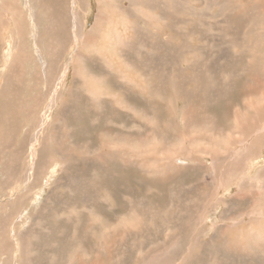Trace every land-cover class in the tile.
<instances>
[{
    "label": "rangeland",
    "instance_id": "obj_1",
    "mask_svg": "<svg viewBox=\"0 0 264 264\" xmlns=\"http://www.w3.org/2000/svg\"><path fill=\"white\" fill-rule=\"evenodd\" d=\"M82 1L87 21L83 37L92 39L77 48L74 40H62L71 34L69 23L66 31L53 33L55 39L49 40L48 24L55 16L47 19L40 0H0L5 27L0 24V49L4 41L8 45L0 60L4 55L15 59L12 65L0 63V264H33L28 259L34 256L37 264H264L263 130L252 133L239 122L235 132L226 135L235 108L253 96L242 91L247 83L264 92V72L246 68L255 51L264 50V0H229L250 8L251 13L239 14L221 13L218 0H198L196 8L195 3L183 7L184 0H178V13L159 7L116 22V27L107 25L108 39L91 33L97 0ZM135 1L122 0L123 7L132 13ZM206 4L215 9L207 11ZM139 22L151 26L153 37L163 39L149 38L147 30L131 33ZM253 24L260 32L257 37ZM117 33L126 40L115 39ZM16 45L20 49L13 57ZM56 50L61 64H70L61 85V67L55 62L59 58L51 56ZM256 56L264 62V53ZM90 87L96 88L93 97ZM52 97L56 103L45 108ZM44 108L42 118L48 114V123L33 146ZM262 113L264 100L254 104L252 118ZM238 130L241 137L252 139L243 143L254 141L257 148L242 167L226 175L228 161L211 152L219 146L216 152L222 153L223 142L234 143ZM32 147L35 168L27 172ZM246 185L251 188L246 190Z\"/></svg>",
    "mask_w": 264,
    "mask_h": 264
},
{
    "label": "bare ground",
    "instance_id": "obj_2",
    "mask_svg": "<svg viewBox=\"0 0 264 264\" xmlns=\"http://www.w3.org/2000/svg\"><path fill=\"white\" fill-rule=\"evenodd\" d=\"M5 1V0H4ZM28 1H31V0H28ZM42 3H43V5L47 8V11H46V16H47V19L48 18H50V17H53V16H55L54 18H53V20H52V22H50L48 25H49V27H50V29L52 30V32L50 33V35H51V39H49V40H54L55 38H52V36H53V33H55V32H64V28H65V31H66V28H67V26L68 25H66V24H68L69 23V25H71V28L69 27V32L71 33L70 35H68V36H66L64 39H62V40H74L75 41V43H76V47L78 48V46L80 45V42H82L83 44H87L88 42H90V40L92 39H89V37H83V35H84V31H85V25L87 24L86 22V15H84V14H82V3H83V1L82 0H70V4L69 3H64L66 0H40ZM85 2H87L88 3V0H84ZM116 1L117 0H97L96 1V5H97V10H96V13H95V21L93 22V24H94V27H93V30L91 31V33L92 34H94V36H95V38H97L98 39V37H102V38H104V39H108L109 38V36H110V33H108V31H107V28H106V26L108 25V27L109 26H111V25H113L114 23H116V22H120V23H122V22H124L125 20H129V18L132 16L133 18L135 17V16H141V15H145V13H146V11H150L151 13L153 12L154 13V11H155V9H158L159 7L161 8V9H163V7H166L165 9L167 10V11H172V12H175V13H178L177 12V10H176V5L177 4H179L178 3V0H167L168 2L166 3V5H164V4H162L164 1H160V0H147V2H146V0H136L135 2H132V4H135V6H134V8H135V11L133 10V12L132 13H130L129 12V9H128V7H126V9L123 7V5H124V2H122V0H119V2H118V5L116 4ZM192 0H184V2H183V4L181 5V6H183L184 7V5L185 6H191V4H193V3H195V7L194 8H196V3H197V1L198 0H193L192 2H191ZM211 1V0H210ZM231 1V0H230ZM90 2V1H89ZM203 2V1H202ZM202 2H201V4H202ZM8 3V2H7ZM32 3V2H31ZM38 1H35V3L33 4V6H36L37 7V5H38ZM206 3V2H205ZM204 2H203V4H205ZM211 3H212V1H211ZM210 3V4H211ZM208 5V4H206V5H204V8L208 11H212V10H214L215 8H214V6H211V5ZM233 4V3H232ZM89 5V4H88ZM91 5V4H90ZM180 5V4H179ZM216 6L218 7V9H221V13H223V12H226V11H229V12H233L234 14H239L240 12L242 13H245V11H247L246 13H249L250 12V8L246 5V4H242V3H239V4H235V5H231L230 4V2H229V0H222L221 1V3L219 2V0H218V2H217V4H216ZM28 7H29V5H28ZM89 7V6H88ZM118 7V8H117ZM246 8V9H245ZM9 9V8H8ZM7 9V10H8ZM178 9V8H177ZM188 9H189V7H188ZM198 9V8H197ZM10 10L12 11V7H10ZM85 10V9H84ZM205 10V11H206ZM121 12L122 14H123V16H119L118 18H117V16H116V14L118 13V12ZM166 11V12H167ZM186 11V10H185ZM251 13V12H250ZM174 14V13H173ZM33 16H34V14H32ZM57 15H59V16H61L62 18H63V20H64V25L58 20V16ZM155 16V18H157L158 17V15L157 14H154ZM205 15V14H204ZM245 15V14H244ZM248 15V14H247ZM2 15L0 14V24H2V26L4 27V23H3V20H2V17H1ZM153 16V15H152ZM176 16V15H175ZM189 16H190V14H189ZM218 16V15H217ZM246 16V15H245ZM263 17H264V15H262ZM145 17V16H144ZM154 17H153V19H154ZM208 17V16H207ZM230 17V16H229ZM146 18V17H145ZM150 18V17H149ZM162 18H164V17H162ZM220 18V17H219ZM245 18V17H244ZM46 19V20H47ZM182 19V18H181ZM248 19V18H247ZM263 19V18H262ZM35 20V19H34ZM131 20V19H130ZM136 20H139L138 18H136ZM159 20H164V19H159ZM158 20V21H159ZM167 20V19H166ZM223 19H220V21H222ZM227 20V19H226ZM36 21V20H35ZM38 21V20H37ZM132 21V20H131ZM155 21V20H154ZM203 21H205V18L203 19ZM207 22H208V20H206ZM214 21V20H213ZM172 22V21H171ZM176 22V21H175ZM34 23V22H33ZM71 23V24H70ZM119 23V24H120ZM157 23V22H156ZM160 23V22H159ZM167 23V22H166ZM173 23V22H172ZM164 24V23H163ZM178 24V23H177ZM124 25V24H123ZM157 25V24H156ZM174 25H175V23H174ZM90 26H93V25H90ZM113 26H115V25H113ZM113 26H111V27H113ZM128 27H130V25H127ZM200 26H202V25H200ZM251 26V25H250ZM257 25H255V24H253V29H255V35H256V37L257 36H259V33L260 32H257L258 31V28L256 27ZM116 27V26H115ZM151 26H149V25H146V26H143L142 24H140V22H139V26L138 27H136V28H134V29H132L131 30V33H133V34H138L139 35V32H143L142 30H147L148 32H149V35H150V37L149 38H152L153 36H152V34L150 33V28ZM166 27V26H165ZM182 27V26H181ZM5 28V27H4ZM35 28V27H34ZM48 28V27H47ZM90 28V27H89ZM152 28H155V29H157L155 26H152ZM238 28V27H237ZM116 29V28H115ZM125 29V28H124ZM123 29V30H124ZM127 29V28H126ZM180 29V28H179ZM234 29V28H233ZM48 30H49V28H48ZM113 30V29H112ZM121 30H122V28H121ZM159 30H161V29H159ZM166 30V29H165ZM203 30H205V29H203ZM89 31V30H88ZM177 31V30H176ZM113 32V31H112ZM127 32V31H126ZM204 32V31H203ZM232 32V31H231ZM235 32V31H234ZM257 32V33H256ZM264 32V31H263ZM144 33V32H143ZM180 33H181V30H180ZM179 33V34H180ZM200 33H201V31H200ZM236 33V32H235ZM88 34H90V33H88ZM142 34V33H141ZM145 34V33H144ZM163 34V33H162ZM161 34V35H162ZM170 34V33H169ZM203 34V33H202ZM238 34V33H237ZM244 34V33H243ZM248 34V33H247ZM165 35H166V32H165ZM172 35V34H171ZM72 36H73V39H72ZM87 36V35H86ZM135 36H137V35H135ZM144 35L142 34V36H141V38L143 37ZM163 36V35H162ZM162 36L160 37V39L162 40L163 38H162ZM178 36V35H177ZM264 36V35H263ZM263 36H260V40H263L262 41V43L264 44V38H263ZM68 37H70L71 39H68ZM158 36H155V37H153V40H158V38H159ZM253 37V36H252ZM83 38H84V40H83ZM134 38H136V37H134ZM138 38V37H137ZM173 38V37H172ZM96 39V40H97ZM101 39V38H100ZM115 39H117V40H126V38L122 35V34H118L117 33V37L115 38ZM145 39V38H144ZM110 40H112V39H110ZM149 40V39H148ZM237 40V39H236ZM133 41V40H132ZM239 41V40H238ZM245 41V40H244ZM248 41H250V40H248ZM258 41V40H257ZM51 42V41H50ZM64 42V41H63ZM62 42V43H63ZM146 42V41H145ZM170 42H172V41H170ZM251 42V41H250ZM250 42H249V44H250ZM259 42V41H258ZM52 43V42H51ZM74 43V42H73ZM78 43H79V45H78ZM100 43V42H99ZM102 43V42H101ZM112 43V42H111ZM110 43V44H111ZM240 43V42H239ZM238 43V44H239ZM1 42H0V46H1ZM50 44V43H49ZM65 44V43H64ZM91 44H94V43H91ZM109 44V43H108ZM256 44V43H255ZM51 45V44H50ZM60 45V44H59ZM96 45V44H95ZM94 45V46H95ZM103 45H104V43H103ZM106 45V44H105ZM114 45V44H113ZM237 45V44H236ZM258 45H259V43H258ZM8 45L6 44V42L4 41V45H3V49L5 50L6 49V47H7ZM54 46H56V44L54 45ZM58 46V45H57ZM62 46V45H61ZM92 46V45H91ZM97 46V45H96ZM245 46V45H244ZM247 46V45H246ZM261 46V45H260ZM63 47V46H62ZM62 47H60V48H62ZM82 47V46H81ZM90 47V46H89ZM214 47V46H213ZM218 47V46H217ZM16 51H15V55L13 56V57H15L16 56V52H19V49H20V45L18 46V45H16ZM57 48V47H56ZM209 48V47H208ZM254 48V47H253ZM259 47H256V49H258ZM3 49H0V54H1V51L3 50ZM8 49V48H7ZM85 49H86V47H85ZM88 49V48H87ZM90 49V48H89ZM219 49H220V46H219ZM240 49V48H239ZM248 49H249V47H248ZM92 50V49H91ZM93 50H94V48H93ZM155 50V49H154ZM215 50V49H214ZM226 50V49H225ZM140 52H139V54H141V49L139 50ZM205 51V50H204ZM8 52V51H7ZM6 52V53H7ZM11 52V51H10ZM50 52V51H49ZM52 52V51H51ZM54 52V51H53ZM52 52V53H53ZM93 52V51H92ZM158 52V51H157ZM214 52V51H213ZM222 52V51H221ZM225 52V51H224ZM84 53H89V52H84ZM209 53V52H208ZM227 53V52H226ZM237 53V52H236ZM240 53H242V51L240 52ZM262 53H264V50H256L255 51V58L246 66V68H247V70L249 69V70H252V71H254V72H256V73H261L262 71L264 72V62H262V61H260V59L258 58V56H256V55H262ZM8 54H9V52H8ZM19 54V53H18ZM59 54H61V52H59V51H55L53 54H51V56H54L55 58H59V59H55V62L56 63H58V65H59V68L61 67V71L62 72H60V73H62L61 75H60V77H59V79H58V85H61L63 82H64V80L66 79V76H67V74H68V71H69V69H70V67H69V63H63V64H61V60H60V58L62 57V55H59ZM197 54V53H196ZM199 54V53H198ZM206 54V53H205ZM221 54V53H220ZM243 54V53H242ZM10 55V54H9ZM87 55V54H86ZM98 55V54H97ZM204 55V54H203ZM239 55V54H238ZM75 56V55H74ZM84 56V55H83ZM83 56H81V57H83ZM195 56V55H194ZM194 56H191V57H194ZM201 56V55H200ZM217 56V55H216ZM215 56V57H216ZM3 58L0 60V63H2L3 61H5L6 62V66H8V65H12L13 63H15L14 62V58H11V57H9V56H7V55H4V56H2ZM64 57V56H63ZM76 57V56H75ZM212 57V56H211ZM210 57V58H211ZM221 57V56H220ZM77 58V57H76ZM209 58V57H208ZM229 58V57H228ZM252 58V57H251ZM63 59V58H62ZM206 59V58H205ZM213 59V58H212ZM223 59V58H222ZM221 59V60H222ZM230 59V58H229ZM23 60V59H22ZM194 60V59H193ZM197 60V59H196ZM199 60V59H198ZM225 60V59H224ZM204 61V60H203ZM219 61V60H218ZM217 61V62H218ZM215 62V61H214ZM222 62V61H221ZM206 63V62H205ZM20 64V63H19ZM24 64V63H23ZM73 64V63H72ZM81 64V63H80ZM83 64V63H82ZM81 64V65H82ZM199 64V63H198ZM204 64V63H203ZM219 64V63H218ZM200 65V64H199ZM211 65V64H210ZM216 65H217V63H216ZM14 66V65H13ZM17 66V65H16ZM214 66V65H213ZM218 66V65H217ZM54 67V66H53ZM204 67H206V66H204ZM212 67V66H211ZM215 67V66H214ZM223 67H225V66H223ZM14 68V67H13ZM58 68V67H57ZM207 68V67H206ZM221 68V67H220ZM21 69V68H20ZM83 69V68H82ZM205 69V68H204ZM209 69V68H208ZM52 70V69H51ZM81 70V69H80ZM214 70V69H213ZM86 71V70H85ZM211 70L209 69V72H210ZM244 71V70H243ZM77 72H80V71H77ZM83 72V71H82ZM213 72V71H212ZM225 71H223V73H224ZM86 73V72H85ZM85 73H84V75H85ZM207 73V72H206ZM221 73V72H220ZM226 73V72H225ZM229 73V72H228ZM243 73V72H242ZM58 74V73H57ZM78 74H80V73H78ZM88 74V73H87ZM227 74V73H226ZM232 74V73H231ZM83 75V73H82V76H84ZM201 75H202V73H201ZM220 75V74H219ZM218 75V76H219ZM261 75H263V74H261ZM260 75V76H261ZM209 76V75H208ZM234 76V75H233ZM258 76H259V74H258ZM79 78H80V76H78ZM86 77V76H85ZM93 77V76H92ZM140 77V76H139ZM210 77V76H209ZM251 77V76H250ZM49 78V77H48ZM77 78V77H76ZM87 78V77H86ZM85 78V79H86ZM95 78V77H94ZM97 78V77H96ZM95 78V79H96ZM204 78V77H203ZM212 78V77H211ZM214 78V77H213ZM57 78H51V80H56ZM98 79V78H97ZM209 79V78H208ZM221 79V78H220ZM264 79V78H263ZM84 80V79H83ZM82 80V81H83ZM87 80V79H86ZM203 80V79H202ZM230 80V79H229ZM235 80V79H234ZM253 80V79H252ZM251 80V81H252ZM210 81V80H209ZM213 81V80H212ZM94 83V81H92V79H91V83ZM173 82V81H172ZM216 82V81H215ZM234 82V81H233ZM79 83V82H78ZM87 83V82H86ZM89 83H90V81H89ZM89 83H87V84H89ZM257 83V82H256ZM262 83V82H261ZM77 84V83H76ZM83 84V83H82ZM97 84V83H96ZM248 85L247 86H245L243 89H242V91L243 92H246V95L248 96L250 93H252L253 94V96L250 98V99H247V102H246V104H245V101H244V103H243V105H239L238 106V108H235V110H234V115H233V121H232V123H231V129H230V131H228V133H226V135L227 134H229L230 132H235L233 129L235 128V126H236V123H239L240 122V125H245L246 127H248V129L252 132V133H255V132H257V131H262V135H263V138H262V140H264V113H262V114H260V115H258V116H254L253 118H252V110H253V107H254V104H256V103H258L259 101H261V100H264V92H261V91H263V90H258V91H256V90H252L254 87H252V86H254L253 84H252V86H250L249 84H250V82L249 83H247ZM255 84V83H254ZM259 84V83H258ZM257 84V85H258ZM263 84V83H262ZM86 85V84H85ZM147 85V84H146ZM246 85V84H245ZM260 85V84H259ZM92 86V85H91ZM100 86V85H99ZM149 86V85H148ZM36 87V86H35ZM61 87V86H60ZM76 87H78V86H76ZM87 87V86H86ZM257 87H259V86H257ZM178 88V87H177ZM60 89V88H59ZM76 89V88H75ZM98 89V88H97ZM147 89H148V87H147ZM172 89V88H171ZM180 90H181V88H179ZM179 89H178V91H179ZM16 90V89H15ZM58 90V89H57ZM74 90V89H73ZM90 93H89V95H90V97L92 96H94L97 92H96V88L94 89V88H91L90 87ZM177 90V89H176ZM71 91H72V89H71ZM175 91V90H174ZM16 92V91H15ZM70 92V91H69ZM138 92H140V91H138ZM137 92V93H138ZM170 92V91H169ZM256 92H258V93H261L260 95L258 94H256ZM54 93H56V92H54ZM59 93V92H58ZM73 93V92H72ZM140 93H142V92H140ZM154 93V92H153ZM168 93V92H167ZM171 93V92H170ZM176 93H177V91H176ZM184 93V92H183ZM248 93V94H247ZM39 94V93H38ZM151 94V93H150ZM164 94V93H163ZM174 94V93H173ZM180 93H178V95H179ZM192 94V93H191ZM69 95V94H68ZM138 95V94H137ZM143 95V94H142ZM162 95V94H161ZM168 95V94H167ZM186 95V94H185ZM190 95V94H189ZM35 96V95H34ZM37 96V95H36ZM175 96V95H174ZM182 96H183V94H182ZM81 97V96H80ZM79 97V98H80ZM89 97V96H88ZM143 97H145V96H143ZM146 97H147V95H146ZM151 97V96H150ZM171 97V96H170ZM189 97V96H188ZM28 98V97H27ZM79 98H78V100H79ZM110 98V97H109ZM157 98V97H156ZM161 98L163 99L164 97H162L161 96ZM181 98V97H180ZM194 98V97H193ZM30 99V98H29ZM43 99V98H42ZM42 99L40 100L39 98H38V100H40V101H42ZM108 99V98H107ZM111 99V98H110ZM118 99V98H117ZM147 99V98H146ZM162 99H161V101L160 102H162ZM165 99V98H164ZM172 99H173V97H172ZM185 99V98H184ZM25 100V99H24ZM27 100V99H26ZM31 100H33V98L31 99ZM37 100V101H38ZM50 100V99H49ZM48 100V102L45 104V108L47 107V105H49V104H51V108L53 107V104L54 103H56V101H57V99L55 100V98L53 99V97H52V99L49 101ZM114 100V99H113ZM150 100V99H149ZM188 100V99H187ZM36 101V102H37ZM93 101V100H92ZM118 101V100H117ZM155 101V100H154ZM157 101V100H156ZM180 101V100H179ZM182 101V100H181ZM180 101V102H181ZM192 101V100H191ZM25 102V101H24ZM27 102V101H26ZM33 102H34V100H33ZM54 102V103H53ZM78 102V101H77ZM121 102V101H120ZM165 102V101H164ZM173 102V101H172ZM172 102H170V103H172ZM38 103V102H37ZM37 103H35V104H37ZM42 103V102H41ZM68 103V102H67ZM118 103V102H117ZM116 103V104H117ZM163 103V102H162ZM182 103V102H181ZM26 104V103H25ZM40 104V103H39ZM38 104V105H39ZM70 104V103H69ZM147 104V103H146ZM151 104H152V102H151ZM166 104H168L167 102H166ZM174 104V103H173ZM187 104V103H186ZM24 105V104H23ZM37 105V106H38ZM40 105H42V104H40ZM192 105V104H191ZM31 106V105H30ZM134 106V105H133ZM153 106V105H152ZM175 106V105H174ZM177 106V108L179 107L178 105H176ZM176 106H175V109H177L176 108ZM186 106V105H185ZM244 106H245V108H244ZM92 107V106H91ZM28 108V107H27ZM38 108H39V106H38ZM45 108L43 109V112L41 113V115H40V119H38L37 120V129H36V135H35V138H33V141H34V143H33V146H35L36 145V143H37V141H38V133L40 132V130L42 131V129L46 126V124L48 123V122H46V119H48V114L45 116V118H42L45 114H44V110H45ZM123 108V107H122ZM126 108H129V107H126ZM169 107H167V109H168ZM190 108V107H189ZM31 109V108H30ZM97 109V108H96ZM120 109V108H119ZM174 109V108H173ZM191 109V108H190ZM33 109H31V110H28V112H30V111H32ZM80 110V109H79ZM127 110V109H126ZM139 110V109H138ZM171 110V109H170ZM183 110H184V108H183ZM195 110V109H194ZM34 111H35V108H34ZM77 111V110H76ZM119 111V110H118ZM122 111V110H121ZM125 111V110H124ZM147 111V110H146ZM146 111H144L145 113H146ZM173 111V110H172ZM176 111V110H175ZM178 111V110H177ZM26 112H27V110H26ZM142 112V111H141ZM183 112V111H182ZM50 113V112H49ZM77 113V112H76ZM79 113V112H78ZM140 113V112H139ZM154 113V112H153ZM168 113V112H167ZM171 113V112H170ZM194 113V112H193ZM31 115H32V113H30ZM124 114V113H123ZM129 114V113H128ZM173 114V113H172ZM176 114H177V112H176ZM186 114V113H185ZM142 115H144L143 113H142ZM151 115H152V113H151ZM150 115V116H151ZM192 115H194V114H192ZM124 116V115H123ZM130 116V115H129ZM136 116H137V114H136ZM168 116H169V113H168ZM172 116V115H171ZM178 115H176V117H177ZM37 117V116H36ZM67 117V116H66ZM125 117V116H124ZM123 117V118H124ZM132 117V116H131ZM147 117V116H146ZM146 117H144V118H146ZM155 117V116H154ZM173 117V116H172ZM125 118H127V117H125ZM136 118V117H135ZM151 118V117H150ZM183 118V117H182ZM59 119V118H58ZM63 119V118H62ZM61 119V120H62ZM174 119V118H173ZM184 119H185V117H184ZM123 120V119H122ZM144 120V119H143ZM142 120V121H143ZM172 120V119H171ZM229 120V119H228ZM231 120V119H230ZM49 121V120H48ZM64 121V120H63ZM138 121V120H137ZM149 121V120H148ZM66 122V121H65ZM64 122V123H65ZM123 122V121H122ZM145 122H147V121H145ZM227 122H229V121H227ZM63 123V124H64ZM67 123V122H66ZM141 123V122H140ZM149 124H150V122H148ZM226 123V122H225ZM147 124V123H146ZM62 125V124H61ZM122 125V124H121ZM134 125V124H133ZM140 125H142V123L140 124ZM171 125H173V123H170L168 126H171ZM188 125H190V123L188 124ZM50 126V125H49ZM135 126V125H134ZM144 126V125H143ZM152 126V125H151ZM227 126V125H226ZM229 126V125H228ZM227 126V127H228ZM53 127V126H52ZM62 127H64V125L62 126ZM132 127V126H131ZM46 128V127H45ZM48 128V127H47ZM59 128H61V127H59ZM140 128H141V126H140ZM150 128H152V127H150ZM153 128H154V126H153ZM52 129V128H51ZM125 129V128H124ZM126 129H127V127H126ZM214 129V128H213ZM219 129V128H218ZM222 129H225V128H222ZM48 130V129H47ZM53 130V129H52ZM56 130H57V128H56ZM56 130H53V131H55L56 132ZM59 130V129H58ZM216 130H217V128H216ZM39 131V132H38ZM67 131V130H66ZM74 131V130H73ZM209 132L211 131V129L210 130H208ZM219 131V130H218ZM222 131V130H221ZM220 132V131H219ZM227 132V131H226ZM51 133V132H50ZM106 133V132H105ZM116 133H118V132H116ZM221 133V132H220ZM223 133V132H222ZM221 133V134H222ZM237 133L240 135L239 136V138L238 139H236L235 141H234V143H225V142H221V140L219 141V143L221 142V144H223V152L222 153H218V152H216V151H218V149H220L219 148V146H218V149L215 151L214 149H213V151L211 152V156L212 157H215V158H219L220 160H222V161H228V163H226L227 164V167H226V169H225V174L226 175H228L229 173H230V171L233 169V168H235V167H242V165L245 163V162H247V160L249 159V154L250 153H252V152H254L255 151V149L257 148V146H256V144L254 143V141H251L250 143H248L247 145L245 144V143H243L244 141H246V143L248 142V140H252L251 138H249V137H246V136H244V135H242V137H241V131H237ZM62 134V133H61ZM63 134H64V132H63ZM107 134V133H106ZM106 134H103V135H106ZM120 134V133H119ZM223 134H225V132L223 133ZM57 135V134H56ZM67 135H68V132H67ZM154 135V134H153ZM70 136V135H69ZM108 137H110V135H107ZM120 136H121V134H120ZM124 136H125V134H124ZM123 136V137H124ZM128 136H129V134H128ZM54 137V136H53ZM63 137V136H62ZM71 137V136H70ZM127 137V136H126ZM199 137V136H198ZM218 137V136H217ZM61 138V137H60ZM59 138V139H60ZM73 138V137H72ZM200 138H204V136H201ZM209 138H211V137H209L208 136V138H207V136L205 137V139H206V141H209L210 139ZM216 138V137H215ZM215 138L213 139V140H215ZM63 139V138H62ZM65 139H66V137H65ZM104 139H106V138H104ZM108 139H110V138H108ZM111 139H112V137H111ZM107 140V139H106ZM113 140V139H112ZM59 142V141H58ZM69 142H72V141H69ZM212 142V141H211ZM62 143H64L63 141H62ZM66 143V142H65ZM68 143V142H67ZM218 143V144H219ZM110 144H112L111 142H110ZM114 144H115V142H114ZM117 144V143H116ZM214 144V143H213ZM68 145H69V143H68ZM47 147H49V145H46ZM63 145H61V147H62ZM70 146H72V144L70 145ZM215 146V145H214ZM65 147V146H64ZM210 147V146H209ZM217 147V146H216ZM125 148V147H124ZM112 149V148H111ZM205 149H207L209 152L211 151V150H209L210 148H208V146L205 148ZM117 150V149H116ZM66 151V150H65ZM120 151V150H119ZM122 151H123V149H122ZM60 152V151H59ZM118 152V151H117ZM124 152V151H123ZM122 152V153H123ZM32 155V157H30ZM220 155H224V160L220 157ZM233 155H234V158L232 159V157H233ZM251 155V154H250ZM121 156V155H120ZM27 157H29V159H27V167H26V171L28 172V171H32L34 168H35V160H36V151H35V149H34V147H32V149H31V151H30V153L28 154V156ZM125 157V156H124ZM50 158V157H49ZM53 159H54V157H52ZM52 159V160H53ZM232 159V160H231ZM178 160V159H177ZM180 161H182L181 159H179ZM46 162V161H45ZM47 163V162H46ZM51 164V163H50ZM63 164H64V162H63ZM60 165V164H59ZM250 168V167H249ZM41 170V169H40ZM39 170V171H40ZM227 170V171H226ZM42 171L44 172V173H46V170H45V168H42ZM260 171V170H259ZM252 172V171H251ZM250 172V173H251ZM1 173V172H0ZM260 173V172H259ZM258 173V174H259ZM9 174V173H8ZM29 174H31V173H29ZM43 174V173H42ZM41 174V175H42ZM257 174V173H256ZM261 174H263V173H261ZM37 176V175H36ZM31 177H32V175H31ZM47 177V176H46ZM251 177V176H250ZM262 177V176H261ZM30 178V177H29ZM243 178V177H242ZM247 178V177H246ZM245 178V179H246ZM255 178H257L256 176H255ZM259 178V177H258ZM263 178H264V176H263ZM34 179V178H33ZM27 180V179H26ZM232 181V180H231ZM235 181V180H234ZM246 181V180H245ZM257 181H258V179H257ZM11 182V181H10ZM247 182V181H246ZM255 182V181H254ZM259 182V181H258ZM253 183V181H251V183H250V185ZM237 184V183H236ZM253 184H255V183H253ZM14 185H16L15 183H14ZM249 185V186H250ZM244 187V184H243V186H242V188ZM251 187H252V185H251ZM251 187H249V188H251ZM241 188V187H240ZM246 188H248V186L246 185V187H245V189ZM248 188V189H249ZM247 190V189H246ZM244 191V190H243ZM62 192V191H61ZM32 193H34V192H32ZM39 193V192H38ZM54 193V192H53ZM59 193V192H58ZM247 193V192H246ZM50 194H51V192H50ZM32 195H34V194H32ZM36 195V194H35ZM47 195H48V192H47ZM52 195V194H51ZM56 195V194H55ZM208 195H210V194H208ZM213 196V195H212ZM211 196V197H212ZM21 197V196H20ZM22 198V197H21ZM37 200H38V198H36ZM14 202V201H13ZM12 202V203H13ZM242 202V201H241ZM83 203V202H82ZM43 204V203H42ZM45 204V203H44ZM78 204V203H77ZM233 204V203H232ZM4 205V204H3ZM14 205V204H13ZM46 205V204H45ZM47 205H51V204H47ZM80 205V204H79ZM83 205V204H82ZM87 205V204H86ZM36 206V205H35ZM6 207V206H5ZM12 207V206H11ZM21 207V206H20ZM49 207H52V206H49ZM53 208V207H52ZM77 208V207H76ZM86 208H88V206L86 207ZM216 208V207H215ZM3 209L4 208H2V211H3ZM40 209H42V207L40 208ZM214 210V209H213ZM47 211V210H46ZM205 211V210H204ZM64 212V211H63ZM206 213H207V211H205ZM61 213H62V211H61ZM67 213V212H66ZM215 213V212H214ZM37 214V213H36ZM8 215V214H7ZM19 216L21 215V214H18ZM18 215H16V216H18ZM23 215V214H22ZM21 215V216H22ZM39 215V214H38ZM3 217H4V215H2ZM6 216V215H5ZM24 216V215H23ZM22 216V217H23ZM40 216V215H39ZM65 216V215H64ZM67 216V215H66ZM15 217V216H14ZM34 217V216H33ZM2 218V217H1ZM206 218V217H205ZM41 220V219H40ZM8 221V220H7ZM38 221V220H37ZM0 222H2V221H0ZM5 221L3 220V223H4ZM1 224V223H0ZM12 224V223H11ZM10 224V225H11ZM3 225V224H2ZM1 226V225H0ZM79 227V226H78ZM86 227V226H85ZM77 228V227H76ZM6 229V228H5ZM75 229V228H74ZM71 230V229H70ZM260 230V229H259ZM3 232H4V230H3ZM16 232H18V231H16ZM1 233V232H0ZM261 233V232H260ZM2 234V233H1ZM15 232H13V235H12V237H13V242H14V245H15V247H16V245H17V241H18V239L17 238H15ZM3 235V234H2ZM263 235V234H262ZM0 237H2V236H0ZM12 237H10V238H12ZM26 237H28V235L26 236ZM263 237H264V235H263ZM24 238V237H23ZM25 239V238H24ZM10 241V240H9ZM24 241H27V239L26 240H24ZM11 242L12 241H10V244H11ZM26 244V243H25ZM29 244V243H28ZM13 245V244H12ZM13 245V246H14ZM24 245V244H23ZM26 246V245H25ZM17 247H19V245H17ZM14 248V247H13ZM16 249H18V248H16ZM15 249V250H16ZM18 252H11V255H14V254H17ZM20 254V253H19ZM86 256V255H85ZM85 258H87V257H85ZM83 259V258H82ZM36 257L34 256V257H31V258H29L28 259V262H30V263H33V264H37L36 263ZM156 261V260H155ZM168 262V261H167ZM169 262H171V261H169ZM173 262V261H172ZM146 263V262H145ZM144 263V264H145ZM151 263H152V260H151Z\"/></svg>",
    "mask_w": 264,
    "mask_h": 264
}]
</instances>
